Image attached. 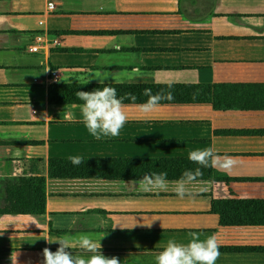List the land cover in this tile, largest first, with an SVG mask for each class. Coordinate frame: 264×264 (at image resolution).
<instances>
[{"label": "crops", "instance_id": "obj_1", "mask_svg": "<svg viewBox=\"0 0 264 264\" xmlns=\"http://www.w3.org/2000/svg\"><path fill=\"white\" fill-rule=\"evenodd\" d=\"M48 1L0 0V264L13 253L17 264H43L45 248L81 233L104 235L102 253L120 264H155L169 239L193 232L217 236L216 264H264V226L221 225L211 211L216 200L264 201V0H52V12ZM37 34L57 45L30 52ZM105 85L137 100H124L120 135L97 140L75 93ZM56 86L73 87L65 95L77 102L51 103ZM146 88L173 99L145 114L136 105ZM209 147L237 158L230 172L212 167L233 182L203 178L208 191L183 200L125 183ZM27 178L44 179V213L3 212L32 206L2 184Z\"/></svg>", "mask_w": 264, "mask_h": 264}, {"label": "clouds", "instance_id": "obj_2", "mask_svg": "<svg viewBox=\"0 0 264 264\" xmlns=\"http://www.w3.org/2000/svg\"><path fill=\"white\" fill-rule=\"evenodd\" d=\"M143 75L141 73L140 77L143 78ZM108 78L109 74L106 73L97 77L99 80ZM168 87H171V84ZM75 95L83 103L74 107H79L82 123L89 134L97 140L103 137L119 136L128 122L125 111L127 105L124 104V100L128 99L132 102L137 100V97L131 93L120 97L115 88L107 85L90 92L77 91ZM142 95L148 99L136 106L145 114L156 111L162 106V101L173 99L171 92L152 94L149 88L144 89ZM187 158L197 167L185 169L176 180L170 181L167 172H151L146 173L139 181L131 180L125 183L138 184L144 192L160 193L171 190L181 200L186 197L194 199L197 195L207 192L209 184L212 183L203 179L202 169L214 167L230 172L237 164V158L228 155L220 156L211 147L194 149L189 152ZM69 160L75 166L84 163L81 156H70ZM104 237L102 234L91 233H81L77 236L65 235L54 242L59 245L55 252L50 248L43 250V264H120L118 257H108L102 253L101 241ZM73 244L91 255L88 257L74 255L70 250ZM219 248L215 234L201 239L198 233L193 232L187 243L169 239L163 250L155 255V264H216L221 255ZM11 260L12 264H17V254L13 253Z\"/></svg>", "mask_w": 264, "mask_h": 264}, {"label": "trees", "instance_id": "obj_3", "mask_svg": "<svg viewBox=\"0 0 264 264\" xmlns=\"http://www.w3.org/2000/svg\"><path fill=\"white\" fill-rule=\"evenodd\" d=\"M59 92L56 95L60 97H53L52 87L49 88V101L51 103L57 102H77L74 99H69L65 94L66 91L73 87L68 86H56ZM216 88V87H215ZM214 88V97H216V90ZM200 91L203 97L210 90L209 86H196L192 87ZM188 102L201 103L204 100L194 99ZM214 106H218L216 102ZM168 162V161H167ZM152 164V163H151ZM150 165V164H149ZM153 165L158 166L156 163ZM163 166H170L171 172L167 173L168 176L178 178L181 176L185 169H195L197 165L190 161H171ZM150 167V166H149ZM177 171V172H175ZM180 171V172H178ZM203 178L211 179L214 183L228 184L233 182V179L227 177L224 174L216 172L212 167L204 168ZM5 188L6 197L8 198H20L21 200H33L32 206L21 205L20 207H14L11 210L3 211L12 214H36L41 215L44 213V201H45V182L43 178H27L2 181ZM211 211L217 213L220 217L221 225H247V226H264V201H239V200H216L212 202ZM235 213V218L227 219L228 215Z\"/></svg>", "mask_w": 264, "mask_h": 264}, {"label": "built area", "instance_id": "obj_4", "mask_svg": "<svg viewBox=\"0 0 264 264\" xmlns=\"http://www.w3.org/2000/svg\"><path fill=\"white\" fill-rule=\"evenodd\" d=\"M54 10H55L54 2L52 0L48 1V3H47V11L48 12H52ZM39 24H41V23H39ZM34 41H35L34 46H32L29 49L30 52H34V53L38 52L40 50V48L43 47V46H50V45L55 46V45H57V40L54 39V40L50 41V40L47 39V36L44 35V34H37L35 36ZM52 76L56 77V74L53 73ZM32 112L35 113V111H32Z\"/></svg>", "mask_w": 264, "mask_h": 264}]
</instances>
